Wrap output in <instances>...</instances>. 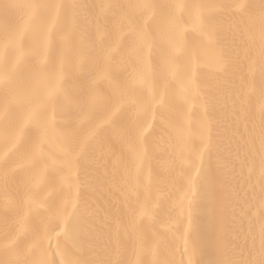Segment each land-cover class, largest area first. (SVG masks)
<instances>
[{
	"label": "snow or ice",
	"instance_id": "1",
	"mask_svg": "<svg viewBox=\"0 0 264 264\" xmlns=\"http://www.w3.org/2000/svg\"><path fill=\"white\" fill-rule=\"evenodd\" d=\"M0 264H264V0H0Z\"/></svg>",
	"mask_w": 264,
	"mask_h": 264
},
{
	"label": "bare ground",
	"instance_id": "2",
	"mask_svg": "<svg viewBox=\"0 0 264 264\" xmlns=\"http://www.w3.org/2000/svg\"><path fill=\"white\" fill-rule=\"evenodd\" d=\"M193 111H195V109H193ZM166 153H160V155H165ZM174 245L179 248L180 245H181V241H180V238H179V235L176 236V238L174 239Z\"/></svg>",
	"mask_w": 264,
	"mask_h": 264
}]
</instances>
